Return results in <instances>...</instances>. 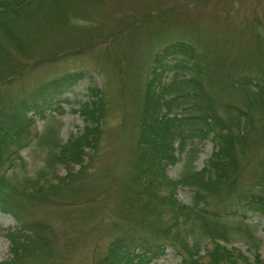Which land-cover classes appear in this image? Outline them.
Listing matches in <instances>:
<instances>
[{
	"label": "rangeland",
	"instance_id": "rangeland-1",
	"mask_svg": "<svg viewBox=\"0 0 264 264\" xmlns=\"http://www.w3.org/2000/svg\"><path fill=\"white\" fill-rule=\"evenodd\" d=\"M75 5L79 9L71 13ZM30 10H36L34 4ZM65 13L71 22L68 29L59 20ZM63 15L49 19L40 14L26 23L24 33L0 35V122L36 87L65 74H81L41 113H27L32 123L23 137L25 144L5 148L13 152L1 162L0 174L18 183L21 216L46 229L52 261L97 264L109 241L129 225L131 215L122 214L121 203L135 204L129 186L136 116L152 56L171 41L191 42L206 52L215 78L225 87L220 90L223 94H217V111L224 114L223 109L235 105L245 109L251 105L242 99L244 89L236 87L239 82L264 93V0H66ZM87 87H97L102 99L96 144L85 149L82 167L73 165L70 175L59 164L46 168L51 143H63L69 134L82 130L84 121L76 108L90 97ZM255 111L259 127L248 131L249 138L244 139L250 146L245 156L238 155L236 186L255 182L264 173V100ZM234 149L238 152L236 145ZM212 150L208 138L191 148L186 144L176 152L177 161L166 167V175L174 180L196 175ZM39 172V183H43L41 191L34 193L29 186ZM191 194L187 185H178L174 192L186 205ZM204 201L199 205L208 213L206 223H215L221 230L222 238L215 241L251 261L257 253L264 264V217L240 209L236 215L225 216L220 212L232 200L220 202L218 194L205 196ZM218 206L222 209L217 210ZM212 214L219 217L214 219ZM168 218L163 216L164 224ZM17 226L9 213L0 211V264L10 257L5 233ZM205 234L197 220L189 219L180 223L175 243L200 255L212 245ZM180 258L175 248L165 244L156 257L141 264H179Z\"/></svg>",
	"mask_w": 264,
	"mask_h": 264
},
{
	"label": "trees",
	"instance_id": "trees-1",
	"mask_svg": "<svg viewBox=\"0 0 264 264\" xmlns=\"http://www.w3.org/2000/svg\"><path fill=\"white\" fill-rule=\"evenodd\" d=\"M30 4H34L35 11L30 10ZM65 6L66 0H0V35L12 37L24 33L26 23L34 21L38 15L54 19L63 15ZM78 9L77 6L71 13ZM66 15L59 20L68 29L71 22ZM19 51L25 52L24 48ZM168 73L170 76H167ZM80 76V73L73 72L36 87L27 99L17 102L13 110L6 114V120L0 122V167L3 160H8L6 156L13 152L4 151L5 148L25 144L23 137L32 123L27 113H41L53 98L62 94ZM220 84L206 52L189 41H171L152 56L136 116L137 133L132 183L129 186L135 204H130L128 200L121 203L124 208L122 214L127 217L131 215L127 218L129 225L109 241L105 254L97 264H141L156 257L165 244L181 255L179 264H260L257 253L251 261L239 251L233 248L228 250L215 241L222 238L220 227L215 223H206L208 213L199 205L200 202L205 204V196L218 194L220 202L232 200L229 207L220 212L225 216L236 215L237 209H240L264 217V173L257 175L255 182L236 186L238 155L245 156L250 146V142L244 140L249 138L248 131L258 130L260 118L255 109L263 103L264 93L246 86L245 81L239 82L236 87L244 89L242 99L252 107L228 106L223 109V114L217 111L216 94L222 88ZM87 91L90 97L76 108L84 121L82 130L75 135L69 134L63 143H51L53 149L47 152L46 168L59 164L69 174L73 165L82 167L85 149H91L96 144L103 116L102 99L97 87H87ZM176 108L179 110L176 111ZM206 138L211 141L213 150L196 173L197 176L191 173L183 179L169 178L165 169L177 161L176 152L182 151L186 144L191 148ZM235 145L238 152L234 149ZM261 171L264 172V167ZM41 176L42 172H39L37 181L30 182L29 187H33L34 193L41 191ZM21 185L24 189L25 183ZM178 185L191 188L189 205L174 196ZM18 191V183L11 182L8 176L1 173L0 211L9 213L18 221L16 228L5 233L9 240L10 257L2 264H62L51 260L53 248L48 245L46 229L42 224L21 216L22 199ZM227 203L223 206H227ZM219 209L222 208L218 206ZM164 215L169 217L165 224L162 219ZM211 216L214 219L219 217L215 214ZM189 219L197 220L212 242L203 254L199 255L191 247H179L175 243L180 223Z\"/></svg>",
	"mask_w": 264,
	"mask_h": 264
},
{
	"label": "bare ground",
	"instance_id": "bare-ground-1",
	"mask_svg": "<svg viewBox=\"0 0 264 264\" xmlns=\"http://www.w3.org/2000/svg\"><path fill=\"white\" fill-rule=\"evenodd\" d=\"M174 41H175V40H174ZM195 44H196V43H195ZM201 47H202V46H201ZM211 54H212V53H211ZM212 55H213V54H212ZM223 64H224V63H223ZM218 66H219V65H218ZM224 66H226V65H224ZM220 67H221V66H220ZM238 68H240V67H238ZM227 69H228V68H227ZM234 69L236 70V68H234ZM216 70H217V69H216ZM239 70H240V69H239ZM244 70H246V69H244ZM221 71H223V69H222ZM231 71H232V70H231ZM237 71H238V70H237ZM218 72H220V71H218ZM219 74H220V73H219ZM226 74H227V73H226ZM231 74H232V72H231ZM228 76H229V74H228ZM230 76H233V75H230ZM230 76H229V78H230ZM261 76H262V75H261ZM232 79H233V78H232ZM218 80H219V79H218ZM219 81H220V80H219ZM226 81H227V80H226ZM252 81H253V80H252ZM221 82H222V81H221ZM222 83H223V82H222ZM233 84H234V83H233ZM214 85H215V84H214ZM216 85H217V82H216ZM216 85H215V86H216ZM225 85H226V83H225ZM215 86H214V87H215ZM217 86H219V85H217ZM220 86H221V84H220ZM251 86H253V85H251ZM251 86H250V87H251ZM221 87H222V88H225V87H223V84H222ZM226 87H227V86H226ZM210 88H211V87H210ZM214 89H216V87H215ZM214 89H212V91H213ZM218 89H219V87H218ZM218 89H217V90H218ZM220 89H221V88H220ZM248 89H249V88H248ZM221 90H222V89H221ZM226 90H227V89H226ZM219 91H220V90H219ZM219 91H218V92L216 91V92L219 94ZM223 91H224V90H223ZM227 91H228V90H227ZM220 92H221V91H220ZM223 93H224V92H223ZM223 93L221 92L220 94H223ZM214 94H216V93H214ZM220 94H219V95H220ZM211 95H212V93H211ZM227 95H229V94H227ZM235 95H236V94H235ZM214 96H215V95H214ZM224 96H225V95H224ZM216 97H217V94H216ZM217 98H219V96H218Z\"/></svg>",
	"mask_w": 264,
	"mask_h": 264
}]
</instances>
